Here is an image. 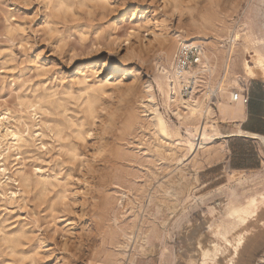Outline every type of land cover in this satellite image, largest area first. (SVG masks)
I'll return each mask as SVG.
<instances>
[{
  "label": "rangeland",
  "instance_id": "1",
  "mask_svg": "<svg viewBox=\"0 0 264 264\" xmlns=\"http://www.w3.org/2000/svg\"><path fill=\"white\" fill-rule=\"evenodd\" d=\"M250 1L0 0V264H200V243L225 248L214 227L228 188L243 199L264 187L260 139L201 141L182 126L194 147L209 146L176 164L149 145L140 99L164 37L208 22L203 42H228L215 34L226 37ZM113 61L128 74H113ZM261 214L236 264L264 249Z\"/></svg>",
  "mask_w": 264,
  "mask_h": 264
},
{
  "label": "bare ground",
  "instance_id": "2",
  "mask_svg": "<svg viewBox=\"0 0 264 264\" xmlns=\"http://www.w3.org/2000/svg\"><path fill=\"white\" fill-rule=\"evenodd\" d=\"M212 27L213 25L208 22H194L193 29L180 28L176 30L172 38L164 37V39L162 37L164 40L161 42L160 49L164 55V60L158 59L155 63L153 79L152 81L146 80L144 96L140 99L142 112L146 118L144 127L146 126L152 137V142L149 145L152 146L153 143V147L160 158H173L176 164L184 153L196 154L199 150L209 146L201 142V146L194 147L199 142L190 135L182 134L183 132L180 131L182 126L186 127L193 136L198 137L201 141L212 134L217 135L220 139L223 138L222 142L227 141L228 136L236 133L258 136L264 153V135L245 131L237 122L246 115L247 104L244 103V90L248 88L252 80L262 79L264 81V0L248 2L238 22L231 28L225 27V31H228L226 37L220 33L215 34L216 39L227 40L228 42H203L208 39L209 30H212ZM213 30L217 31V28H213ZM185 42H203L206 44V49L198 66L180 73L177 69V54L180 45ZM247 56L251 59H248ZM119 63L114 61L110 63L113 74H128V69L118 66ZM191 78H194L195 83H191ZM157 92L161 95L164 106L176 115L179 125L172 124L171 119L167 118L160 110ZM221 123L235 127L223 130ZM11 134L15 143L22 139L17 132L11 131ZM175 140L178 141V144H175ZM221 146L220 152L224 154L227 149L223 145ZM178 148L182 150L181 155H177ZM185 166L177 167V169L184 172ZM237 170L230 171V178H234ZM193 176L196 177V174ZM177 183L180 185L181 182ZM239 197L235 187L228 188L226 219L221 224L219 223L217 228L214 227L215 230L217 229L216 232L213 230L217 237L225 242L223 243L225 248H222L218 240H212L209 246L207 244V246H203L204 244L200 243L198 246L200 248V252H198L200 264L219 263L221 255L227 249L230 250L228 245L232 252L226 264H236L241 249L246 248L250 224L261 218V210L264 209V187L245 194L243 199ZM176 203L178 202L176 201ZM261 239L260 237L259 241ZM262 241H264V237ZM256 245L253 246V249L251 248L250 256L255 259H253L255 264H264V249L255 255ZM129 264H134V260L131 259Z\"/></svg>",
  "mask_w": 264,
  "mask_h": 264
},
{
  "label": "crops",
  "instance_id": "3",
  "mask_svg": "<svg viewBox=\"0 0 264 264\" xmlns=\"http://www.w3.org/2000/svg\"><path fill=\"white\" fill-rule=\"evenodd\" d=\"M248 88L250 91V101L246 107V115L237 122L245 131L254 132L257 135H264V81L259 80L256 83L251 81ZM233 127L235 126L229 125L223 130H228ZM230 137L232 136H228L227 138Z\"/></svg>",
  "mask_w": 264,
  "mask_h": 264
},
{
  "label": "built area",
  "instance_id": "4",
  "mask_svg": "<svg viewBox=\"0 0 264 264\" xmlns=\"http://www.w3.org/2000/svg\"><path fill=\"white\" fill-rule=\"evenodd\" d=\"M204 51H205V46L203 42H197V43L185 42L181 44L177 54L178 71L182 73L188 69H192L198 66L203 59ZM191 83L192 84L195 83L194 78H191ZM243 94H244V103L248 104L250 101L249 88H246Z\"/></svg>",
  "mask_w": 264,
  "mask_h": 264
}]
</instances>
